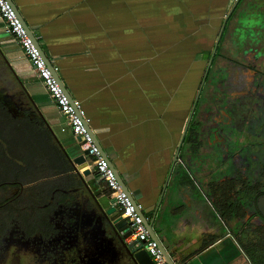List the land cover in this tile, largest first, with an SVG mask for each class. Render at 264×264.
Segmentation results:
<instances>
[{
  "label": "crops",
  "instance_id": "crops-1",
  "mask_svg": "<svg viewBox=\"0 0 264 264\" xmlns=\"http://www.w3.org/2000/svg\"><path fill=\"white\" fill-rule=\"evenodd\" d=\"M238 1L12 0L136 205L157 206L153 226L176 245L177 264H253L237 224L230 232L210 200L227 176L223 159L208 165L195 147L208 136L197 117L208 92L200 85ZM0 94L31 109L60 151L82 154L1 18ZM76 168L99 218L92 197L109 209L108 191L88 157Z\"/></svg>",
  "mask_w": 264,
  "mask_h": 264
},
{
  "label": "flooded vegetation",
  "instance_id": "flooded-vegetation-1",
  "mask_svg": "<svg viewBox=\"0 0 264 264\" xmlns=\"http://www.w3.org/2000/svg\"><path fill=\"white\" fill-rule=\"evenodd\" d=\"M238 2L245 4V0ZM255 2L247 3L245 8L240 6L241 11L238 8L236 13H244L247 8L254 13ZM229 24L225 23L220 34L218 49L229 33ZM238 52L237 59L226 56L220 63L222 67L215 70L214 64L207 73L202 90L212 88L215 94L209 105L204 102L198 106L197 117L201 127L208 128V136L205 143L197 141L195 147H202L199 160L212 165L214 156H218L213 149L223 142L218 149L223 159L219 166L225 168L227 176L222 191H213L210 200L230 232L237 224L243 246H264V69L259 66L264 56L259 58L250 48H238ZM0 114H8L7 118L21 124L44 128L31 109L13 104L1 94ZM45 140L48 146V138ZM6 157L0 160L5 163L0 167V264H128L103 253L95 230L89 228L88 233L87 228L81 229V216L73 217L75 201L69 200L68 189H81L75 175L72 181L62 177L61 198L53 193L48 198L45 184L23 179L20 163L10 155ZM8 163L11 165L6 166ZM82 205L87 208L90 203L84 199ZM230 210L234 213L230 214ZM23 211H29L28 219L21 216Z\"/></svg>",
  "mask_w": 264,
  "mask_h": 264
},
{
  "label": "rangeland",
  "instance_id": "rangeland-1",
  "mask_svg": "<svg viewBox=\"0 0 264 264\" xmlns=\"http://www.w3.org/2000/svg\"><path fill=\"white\" fill-rule=\"evenodd\" d=\"M252 1L253 0H245V4L240 6L245 8L246 4ZM250 5L251 4L248 6ZM247 9L248 10L244 13H236L233 16L228 27L229 33L225 36L222 44L219 45L220 50L215 60V70L218 69V67H222L220 66V63L224 60V57L230 56L237 59V54L239 53L238 48H250V52L254 51L259 58L260 56H264V0H256L253 8L254 13H251L252 9ZM234 53H236V55H234ZM259 66H261V69H264V63H260ZM214 94L215 91H212V88L208 89L207 98L205 99L207 105H209L211 97L214 96ZM214 105L215 103L212 104V107H215ZM202 115L203 113L199 116L201 117ZM7 117L8 114H6V117L0 114V160H2V156L6 158V156L9 155L15 158L20 163L19 169H21L23 175H25L23 179L28 180L30 178L33 181L39 182L40 184L38 185L45 184L47 189L48 177L54 179L55 183H53L54 186H52L54 188L48 189V192L53 193L56 198H61L63 190V184H61L62 177L64 175L67 176L68 173H66L64 168L60 165H58L56 169L52 168L51 158H48V146L40 132L37 130L39 127L37 128L32 125L21 124ZM239 142L242 141L239 140ZM222 143L223 142L218 143L213 149L218 152V155L222 154V152L218 151ZM234 143L232 142L233 145ZM3 153H5L6 156ZM215 154L216 153H214V155ZM10 165V163L6 164V166ZM72 194H75V196L73 195L72 197ZM68 195L69 200L72 198V201H75L74 204H72L74 208L71 209L73 217L76 215V217L81 216V218H83L86 214H92V211H90L92 207H82L85 197L80 189H77L74 186L68 189ZM21 216L28 219L29 211L21 212Z\"/></svg>",
  "mask_w": 264,
  "mask_h": 264
},
{
  "label": "built area",
  "instance_id": "built-area-1",
  "mask_svg": "<svg viewBox=\"0 0 264 264\" xmlns=\"http://www.w3.org/2000/svg\"><path fill=\"white\" fill-rule=\"evenodd\" d=\"M0 18L44 86L46 93L64 120L67 130L78 141L81 151H87L86 157L89 158L97 179L108 191L111 207L115 208L117 214L127 222L130 235L126 243L134 242L136 246L144 249L151 258L152 264H167L157 242L149 236L135 204L122 190L114 170L102 156L93 135L89 132L80 103L71 100L63 91L33 38L7 0H0ZM64 130L65 128L62 129Z\"/></svg>",
  "mask_w": 264,
  "mask_h": 264
},
{
  "label": "water",
  "instance_id": "water-1",
  "mask_svg": "<svg viewBox=\"0 0 264 264\" xmlns=\"http://www.w3.org/2000/svg\"><path fill=\"white\" fill-rule=\"evenodd\" d=\"M7 1L12 5L15 12L17 13L19 18L21 19L23 26L25 27V29L27 30V32L29 33L31 38H33L35 44L37 45V47L40 50L43 58L45 59L48 67L53 72V75L55 76L57 82L59 83V85L61 86L63 91L72 100V97L69 95V93L67 92L65 87L60 83L54 68L52 67V65L50 64V62L47 60L46 56L44 55L38 41L35 39V37L32 35L30 30L26 26L25 22L20 17L14 3L12 2V0H7ZM228 16H229V14L225 18H227ZM222 29H223V26H222ZM222 29H221L220 33L222 32ZM218 40H219V37H218ZM214 53H215V49L213 50L212 56L214 55ZM210 63H211V59L209 60L207 69L205 70V74L203 76V80H202V83L200 85V89L202 88L204 80L207 76L208 69L210 67ZM198 94H199V92H198ZM198 94H197V97H198ZM87 128H88L89 132H91L88 125H87ZM91 134H92V132H91ZM54 138H55V136H54ZM93 138H94V141L97 144L102 156L107 160L110 167L114 170L116 177H117V180H118L119 184L121 185L122 190L128 195V197L131 198V200L135 204V206L139 212V215L141 216L142 221H143V223H144V225H145V227L149 233V236L151 237V239H153L157 242L158 248L160 249L162 255L164 256L166 263L167 264H177V258H175V256H174L177 253V248L175 247L176 245L173 243H171L173 245H166L165 244L166 240L164 238L163 239L160 238V236L157 234V232L153 226V223H154L156 215H157V206L152 207L148 211V210H142L136 205L132 196L128 192L124 182L122 181V179L118 175V173L115 171V169L112 166V164L110 163V161L107 159L106 155L102 151V149H101L97 139L94 137V135H93ZM57 144L60 145V143L58 141H57ZM61 151H62L66 161L70 164L75 175L79 179V182L81 181V184L88 189V186L85 184V182L83 181V179L81 178V176L79 174V171L76 168V165H81L85 162V156L87 155V151L82 152L81 155L74 157V158H71L70 155L63 148ZM180 160L182 161V157L179 159V161ZM92 199L94 201V204L97 206V208H99L100 216H99V218H97V216H96V218L94 219V218H91L90 216L87 217V215H84L82 218L80 228L83 230L87 228L88 233H90L89 228H92V230L93 229L95 230V236L96 237L98 236L97 242H99L98 244L101 247L100 249H102V252L104 253L106 251L107 254H111V256L118 259L119 262L120 261L128 262V264H152L151 258L149 257V255L147 254V252L144 249L136 246L134 242L126 243V239L130 235V231L128 229V224L124 219H122L116 213L115 208L111 207L109 209H104L102 207V205L99 203V201L95 200L94 197H92ZM151 211H153L152 216H150V217L145 216L146 213L151 212ZM163 240H165V241H163ZM170 246H171V249H169Z\"/></svg>",
  "mask_w": 264,
  "mask_h": 264
},
{
  "label": "trees",
  "instance_id": "trees-1",
  "mask_svg": "<svg viewBox=\"0 0 264 264\" xmlns=\"http://www.w3.org/2000/svg\"><path fill=\"white\" fill-rule=\"evenodd\" d=\"M239 6H240V2L237 3V5L233 9L232 13L228 16V18L226 20V25H228L229 22H231V19L236 14V11L239 8ZM218 52H219V49L217 48V50L215 52V55H214L215 57L218 56ZM37 130L40 132V134H41V136L43 138H45V137L48 138V158L49 157L51 158V166H52V168L56 169V167L58 165L62 166L64 168L65 172L68 173L67 174L68 181L75 180L74 176H72L71 170L67 166V161L63 160V158H62L57 146L53 142V140L50 137V134L48 133V131L46 129L42 128V127H39ZM2 164H3V166H5V163H2ZM48 167H49V165H48ZM55 173H56V171H55ZM61 182H63V179H62ZM53 183H55L54 179L48 177V189H53L54 188V187H52V186H54ZM50 196H51V193L48 192V198ZM229 213L232 214L234 212L230 210ZM242 247H243V250L245 251L247 257L249 258V260L253 264H264V246H257L254 243L253 244L247 243L244 246L242 245Z\"/></svg>",
  "mask_w": 264,
  "mask_h": 264
}]
</instances>
